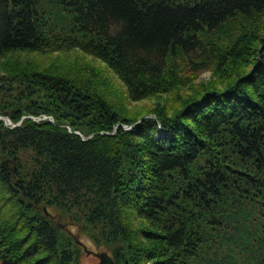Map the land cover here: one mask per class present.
Listing matches in <instances>:
<instances>
[{
	"label": "trees",
	"instance_id": "16d2710c",
	"mask_svg": "<svg viewBox=\"0 0 264 264\" xmlns=\"http://www.w3.org/2000/svg\"><path fill=\"white\" fill-rule=\"evenodd\" d=\"M44 205L116 264H264V0H0V264H77Z\"/></svg>",
	"mask_w": 264,
	"mask_h": 264
},
{
	"label": "rangeland",
	"instance_id": "374dc122",
	"mask_svg": "<svg viewBox=\"0 0 264 264\" xmlns=\"http://www.w3.org/2000/svg\"><path fill=\"white\" fill-rule=\"evenodd\" d=\"M209 74H210V70L206 68L200 71L199 76L208 77ZM152 101H153V97H145L140 100L132 102V104L133 103H144L148 105L149 103H152ZM44 206H45L46 213L51 216L52 220H54V222L66 228L67 231L71 234V236L78 235L89 247H92L95 249L105 248L109 250L106 246L96 245L86 233L79 230L78 225L75 223V221H73L71 216L68 217L67 214H63L61 210L59 208H56L55 206H52V205L49 207H47L46 205ZM225 246L226 244H224V247ZM232 247H234L233 248L234 256L238 260L242 261L243 254H240L237 251H235V247H236L235 245H232ZM217 248L218 247H216L215 250H218ZM219 248L221 249L222 247L219 246ZM97 261H98V256L94 255L93 253H87L84 250L83 246L82 245L80 246L77 264H97ZM219 264H224V262H220Z\"/></svg>",
	"mask_w": 264,
	"mask_h": 264
},
{
	"label": "water",
	"instance_id": "95a60500",
	"mask_svg": "<svg viewBox=\"0 0 264 264\" xmlns=\"http://www.w3.org/2000/svg\"><path fill=\"white\" fill-rule=\"evenodd\" d=\"M45 209V206H44ZM74 238L76 240V242L80 243L84 250L89 253H93L96 256H98V264H116L115 259L113 258L112 254L105 248H99V249H95L92 247L87 246V244L78 236V235H74Z\"/></svg>",
	"mask_w": 264,
	"mask_h": 264
},
{
	"label": "bare ground",
	"instance_id": "6f19581e",
	"mask_svg": "<svg viewBox=\"0 0 264 264\" xmlns=\"http://www.w3.org/2000/svg\"><path fill=\"white\" fill-rule=\"evenodd\" d=\"M89 253H91V252H89ZM95 255V254H94ZM114 258V257H113Z\"/></svg>",
	"mask_w": 264,
	"mask_h": 264
},
{
	"label": "flooded vegetation",
	"instance_id": "af4514ba",
	"mask_svg": "<svg viewBox=\"0 0 264 264\" xmlns=\"http://www.w3.org/2000/svg\"><path fill=\"white\" fill-rule=\"evenodd\" d=\"M98 262V261H97ZM98 264V263H97Z\"/></svg>",
	"mask_w": 264,
	"mask_h": 264
}]
</instances>
